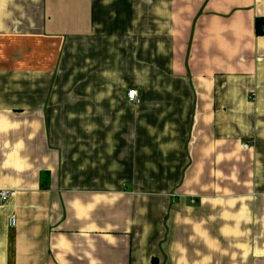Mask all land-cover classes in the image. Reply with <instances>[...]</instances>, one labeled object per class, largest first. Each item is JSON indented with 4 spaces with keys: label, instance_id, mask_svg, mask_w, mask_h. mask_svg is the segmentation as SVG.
Wrapping results in <instances>:
<instances>
[{
    "label": "crops",
    "instance_id": "crops-1",
    "mask_svg": "<svg viewBox=\"0 0 264 264\" xmlns=\"http://www.w3.org/2000/svg\"><path fill=\"white\" fill-rule=\"evenodd\" d=\"M259 17L0 0V264H264Z\"/></svg>",
    "mask_w": 264,
    "mask_h": 264
},
{
    "label": "built area",
    "instance_id": "built-area-1",
    "mask_svg": "<svg viewBox=\"0 0 264 264\" xmlns=\"http://www.w3.org/2000/svg\"><path fill=\"white\" fill-rule=\"evenodd\" d=\"M127 98L131 102H137V92L135 90H129L127 92ZM243 149L249 147L248 143L242 145ZM13 192L7 190L0 191V203L8 201L12 196ZM8 226L14 228L16 226V217L14 215L10 216L8 219Z\"/></svg>",
    "mask_w": 264,
    "mask_h": 264
},
{
    "label": "trees",
    "instance_id": "trees-1",
    "mask_svg": "<svg viewBox=\"0 0 264 264\" xmlns=\"http://www.w3.org/2000/svg\"><path fill=\"white\" fill-rule=\"evenodd\" d=\"M255 34L257 36H264V17L255 19Z\"/></svg>",
    "mask_w": 264,
    "mask_h": 264
}]
</instances>
